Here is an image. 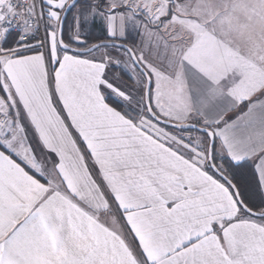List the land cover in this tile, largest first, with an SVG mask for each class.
Segmentation results:
<instances>
[{
  "label": "snow or ice",
  "instance_id": "1",
  "mask_svg": "<svg viewBox=\"0 0 264 264\" xmlns=\"http://www.w3.org/2000/svg\"><path fill=\"white\" fill-rule=\"evenodd\" d=\"M0 264H264V0H0Z\"/></svg>",
  "mask_w": 264,
  "mask_h": 264
},
{
  "label": "crops",
  "instance_id": "2",
  "mask_svg": "<svg viewBox=\"0 0 264 264\" xmlns=\"http://www.w3.org/2000/svg\"><path fill=\"white\" fill-rule=\"evenodd\" d=\"M114 71H117V72H119V74L122 76V78H123L125 81H127V80H128V78H127V75H126V73H125V72H122V71H120V70H117V69H114Z\"/></svg>",
  "mask_w": 264,
  "mask_h": 264
},
{
  "label": "rangeland",
  "instance_id": "3",
  "mask_svg": "<svg viewBox=\"0 0 264 264\" xmlns=\"http://www.w3.org/2000/svg\"><path fill=\"white\" fill-rule=\"evenodd\" d=\"M94 34L95 35H99L100 34V32H101V29L99 28V26H97L94 30ZM127 75V74H126ZM127 78H128V76H127ZM128 81V80H127Z\"/></svg>",
  "mask_w": 264,
  "mask_h": 264
}]
</instances>
